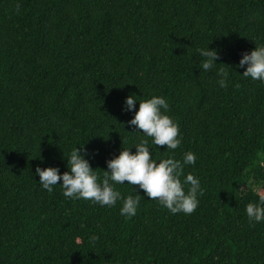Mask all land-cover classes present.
<instances>
[{"label":"trees","instance_id":"obj_1","mask_svg":"<svg viewBox=\"0 0 264 264\" xmlns=\"http://www.w3.org/2000/svg\"><path fill=\"white\" fill-rule=\"evenodd\" d=\"M20 9L16 11V5ZM255 41V42H254ZM264 43V0H0V264H264V221L245 206L264 193V83L242 52ZM229 72L199 69L198 48ZM164 96L191 150L202 194L193 213L139 198L135 216L42 189L37 166L67 171L80 148L99 176L142 137L126 96ZM183 179V177H181ZM60 183V181H58Z\"/></svg>","mask_w":264,"mask_h":264},{"label":"clouds","instance_id":"obj_2","mask_svg":"<svg viewBox=\"0 0 264 264\" xmlns=\"http://www.w3.org/2000/svg\"><path fill=\"white\" fill-rule=\"evenodd\" d=\"M20 5H16L18 12ZM255 42V41H254ZM197 54L201 57L199 69L205 73L215 72L216 83L219 88L228 86L229 72L224 67H216L219 52L215 48H198ZM243 68V77H250L264 83V43H255L254 49L241 53L237 65ZM136 94L125 97L122 110L132 112L135 102L139 101L138 109L126 123L134 126L142 137L134 143L135 151L121 148L118 155L106 160V169L103 176H99L86 158L87 150L81 144L75 147L67 156V171L60 172L56 166L41 168L37 166L35 174L39 176V184L48 192L53 186L60 185L65 198L91 200L100 207L114 206L122 201L119 212L127 218L137 213L139 198L131 195L122 196L114 187L116 184H130L134 190H142L151 200L158 201L159 205L171 214H191L199 204L198 196L202 194L200 178L189 172L184 174L186 165L196 163V155L191 150L183 153L181 159L172 155L166 158L155 159L151 155L150 144L165 145L166 149L175 150L181 144L178 123L169 115V103L164 96L152 95L149 98L139 99ZM183 177V179H181ZM60 181V183H58ZM258 199L245 206V214L249 223L264 221V193H257Z\"/></svg>","mask_w":264,"mask_h":264}]
</instances>
